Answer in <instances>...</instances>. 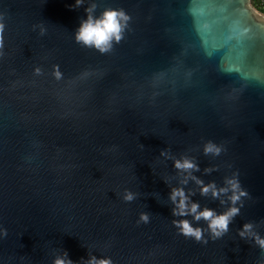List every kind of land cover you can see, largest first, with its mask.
Returning <instances> with one entry per match:
<instances>
[{
    "label": "water",
    "instance_id": "obj_1",
    "mask_svg": "<svg viewBox=\"0 0 264 264\" xmlns=\"http://www.w3.org/2000/svg\"><path fill=\"white\" fill-rule=\"evenodd\" d=\"M74 2L0 0V264H52L64 250L78 264L89 253L113 264H264V249L239 235L252 222L264 237V14L250 0ZM92 2L130 16L106 54L74 40ZM207 140L226 150L204 155ZM162 148L195 157L205 182L238 172L249 196L224 236L196 242L172 224L170 186L182 177ZM184 187L223 211L193 181Z\"/></svg>",
    "mask_w": 264,
    "mask_h": 264
},
{
    "label": "clouds",
    "instance_id": "obj_2",
    "mask_svg": "<svg viewBox=\"0 0 264 264\" xmlns=\"http://www.w3.org/2000/svg\"><path fill=\"white\" fill-rule=\"evenodd\" d=\"M84 4L85 0H75L74 4L70 5V7L79 8ZM97 7V3L92 2L84 8L85 16L80 18L79 25L73 35L77 44L85 48L95 49L100 54H106L113 50L114 44H119L123 39L130 16L123 9L112 7H105L97 13ZM3 30L4 25L0 23V50L4 47ZM45 31L43 26H41L40 34L43 35ZM0 55H3L2 51H0ZM53 69L54 75L59 79L61 76L59 66L54 65ZM35 72L40 74L41 69L36 68ZM141 147H143L142 144ZM225 150L224 145L217 144L212 140L205 141L202 146L203 154L206 156L211 155L216 157ZM160 156L165 159H171L177 175L182 177L178 180L177 184L170 186L168 197L173 205L171 208L172 216L179 217V219L172 220V224L178 232L186 238L203 243H207L204 235L205 231H207L212 240L224 236L229 231L230 223L240 213V208L244 203L242 198L249 196L247 190L241 185L238 172L224 176L223 184L217 185L215 181L205 182L199 176L194 175L195 172L200 171V166L196 162L195 157H191L186 153H181L177 157L168 148H162ZM215 169V166L206 167L204 173H211ZM189 180L198 186L201 196L210 195L213 200L219 201V204L224 206L223 211L218 212L216 209L208 206L201 207L198 201L192 200L191 197L195 195V192L191 189L186 191L184 187L188 184ZM165 183H168V181L165 180ZM136 196L137 193L125 189L122 199L126 202H131ZM189 216L192 217V220L186 218ZM149 219L150 217L147 212H140L138 223H148ZM201 220L206 223V228L199 225L198 222ZM193 221L197 223L194 224ZM0 231L6 235L5 229H0ZM239 235L242 238L251 236L254 242L264 249V237L254 231V224L252 222L244 223L242 228L239 229ZM80 260L82 264H113L111 257H98L92 253H89L86 259L81 257ZM52 264H78V262L73 261L69 257L68 252L64 250L54 255Z\"/></svg>",
    "mask_w": 264,
    "mask_h": 264
},
{
    "label": "trees",
    "instance_id": "obj_3",
    "mask_svg": "<svg viewBox=\"0 0 264 264\" xmlns=\"http://www.w3.org/2000/svg\"><path fill=\"white\" fill-rule=\"evenodd\" d=\"M252 6L260 13L264 14V0H250Z\"/></svg>",
    "mask_w": 264,
    "mask_h": 264
}]
</instances>
